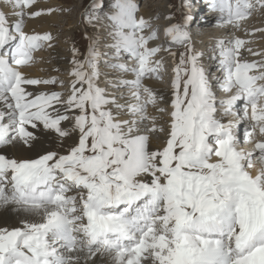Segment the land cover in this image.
<instances>
[{
    "label": "snow or ice",
    "instance_id": "snow-or-ice-1",
    "mask_svg": "<svg viewBox=\"0 0 264 264\" xmlns=\"http://www.w3.org/2000/svg\"><path fill=\"white\" fill-rule=\"evenodd\" d=\"M0 5V264H264V167H256L264 162V53L219 40L214 76L192 44L195 0H182L179 21L167 18V48L150 46L159 28L135 0H112L107 11L92 0L86 22L104 34L107 51L100 36L89 38L83 60L73 48L64 98L34 92L56 80L23 71L54 39L26 31L27 22L58 9H38L37 0ZM208 6L218 24L239 30L264 0ZM163 51L174 61L167 107L147 84L163 78ZM102 63L113 89L130 96L99 86ZM41 132L53 147L42 146ZM13 150L35 155L6 154Z\"/></svg>",
    "mask_w": 264,
    "mask_h": 264
},
{
    "label": "rangeland",
    "instance_id": "rangeland-1",
    "mask_svg": "<svg viewBox=\"0 0 264 264\" xmlns=\"http://www.w3.org/2000/svg\"><path fill=\"white\" fill-rule=\"evenodd\" d=\"M208 0H195V5L196 7L192 10L193 15L196 16L197 14L199 16H196L197 19L200 18L203 20H198L196 19V22L192 24L190 28L191 32V37H192V44L195 47L197 45V48H200L199 50L196 49L198 52H202L204 56L208 55L211 52H213L212 47L210 46V42H213L214 44H217L219 40H222L224 37V34L222 33L223 30H225L226 27L225 25H220L219 28H215V31L210 32L209 34H212L214 36L213 41H210L208 38L205 41H201L206 37L207 33L200 34V29L202 26V22L206 20L209 17V12H213L209 9V6L207 3ZM59 11L62 18V24L61 26L57 27L59 29H55L60 33V39L54 38L52 42V46L48 47L45 46L44 48L40 49L38 52L35 53L34 57V62L26 67L23 70H27L29 72H33L35 69L40 71V76L37 75L38 78L44 79V80H51L55 79L56 83L52 84V88H50V91H55L63 94L64 98H67L69 95L71 85L73 83V77L71 76V72L73 70V64H72V58L71 55L73 54V48L77 49L79 52L78 59L83 60L85 56L87 55L88 47L90 44V37L92 36H100V32H98L95 28H93L91 25L87 24L86 22V17H85V12L89 10V6L92 3V0H60L59 1ZM103 3L106 5L105 11H107V6L112 3V0H103ZM135 3L140 7V15H142L144 12L143 11H150L152 13L151 21L153 23V27H157L155 22L159 25L157 28H159V34L158 37L161 36L163 33L166 34V26L169 24L168 17L174 16L176 18V21H179L180 18L183 15V12L185 9H182V0H135ZM203 4V5H202ZM202 5V6H201ZM154 15V16H153ZM219 15V13H218ZM217 15V16H218ZM258 19L260 22L256 26H252L253 29H260V27L264 28V10L260 13L258 11ZM249 19V18H248ZM247 19V20H248ZM246 20V21H247ZM254 20V19H252ZM244 21V22H246ZM254 21H257L256 18ZM159 22V23H158ZM175 22V21H174ZM243 22V23H244ZM200 25V27H199ZM205 25V24H202ZM249 25V26H248ZM259 26V27H258ZM243 29L244 35H239L241 38H247V47L253 45L254 47V52H258L259 50L257 49V45L255 46L254 39L258 35V32L256 31H247L248 29L251 28V22L244 23L243 24ZM199 29V30H198ZM240 31V33L243 32ZM232 31V30H229ZM228 31V32H229ZM151 30H149V33ZM222 33V34H221ZM229 37L232 38L234 35L232 32L228 33ZM58 35V34H56ZM208 36V35H207ZM260 36H264L263 33H260ZM163 38V36L161 37ZM216 38V39H215ZM249 38V39H248ZM261 38V37H259ZM264 38V37H263ZM58 39V40H57ZM198 39V40H197ZM224 40V39H223ZM209 41V42H208ZM107 40L103 41V38L101 37V51L106 52L107 49H105L104 45L107 43ZM163 44L164 42H167V45H169L168 41H162ZM159 42V39L156 41L150 42V46H162L161 43ZM252 42V43H251ZM157 44V45H154ZM199 44V45H198ZM213 44V45H214ZM212 45V46H213ZM61 47L62 51L65 53V57H61L59 59L61 62L65 61L67 62L69 59V63H61L62 65L58 64L57 61L53 60L54 57L51 56V52H53L56 47ZM204 46V47H203ZM246 47V48H247ZM256 48V49H255ZM70 51V52H69ZM173 51L177 52V58L179 56V53L183 51L181 47L175 46L173 47ZM208 53V54H207ZM264 53V51H262ZM163 52H161L156 59H161L164 62V70H167L163 72L162 74V79H151L155 84L159 85L164 91H167L168 89L171 88L172 80H173V69H174V61L172 56L169 54L168 51H166V55H162ZM69 56V57H68ZM73 56V55H72ZM211 56H209L210 58ZM68 58V60H67ZM131 63H128L129 67L133 66L134 61L129 60ZM127 62V61H125ZM215 60L208 59L207 61L204 62L205 66L209 64L211 66V71L214 73V76H218L219 72L215 71L216 65H215ZM60 65V66H59ZM50 66V67H49ZM64 67V68H63ZM48 68H51L50 71H48ZM108 69V70H107ZM33 70V71H32ZM111 70V71H110ZM101 71L104 72L107 75H113V70L107 67L106 64L101 65ZM216 73V75H215ZM35 75V74H34ZM112 79H106L103 82H100V87L107 89V91L117 97L120 96H125L128 97L130 96V91L125 89L122 91H116L113 89L112 84H111ZM217 92V95H223L225 93L220 92L218 89H214ZM226 95V94H225ZM120 102H124L121 100ZM149 112L152 113L151 115L156 116V114H159L156 109L154 108H149ZM164 117L167 118V112L163 114ZM155 139V138H154ZM240 147L245 150V151H250L252 149V145L249 143H242ZM259 164V163H258ZM262 165V166H261ZM261 167H264V163H260Z\"/></svg>",
    "mask_w": 264,
    "mask_h": 264
},
{
    "label": "bare ground",
    "instance_id": "bare-ground-1",
    "mask_svg": "<svg viewBox=\"0 0 264 264\" xmlns=\"http://www.w3.org/2000/svg\"><path fill=\"white\" fill-rule=\"evenodd\" d=\"M60 0H37V8L38 9H48V8H53V9H58V11H54V12H52V14L51 15H44V16H41V17H38V18H36V19H34V20H29L28 22H27V24H26V31H28V32H35V33H40V34H43V33H51L52 34V36L54 37V38H58V39H60V33H58V31L57 30H55V29H59V28H57V27H59V26H61L60 24H62V18H61V16H63L62 14H60V11H59V4H60V2H59ZM206 4H208V1H207V3ZM203 5V4H202ZM201 5V6H202ZM0 7H2V5H0ZM260 13L262 12V10H258ZM258 11H255L253 14H252V16L246 21V22H244V23H248V22H251V28L250 29H248L247 31H249V30H251V31H256V32H258V35L255 37V39L253 40L254 41V43L253 44H255V46L257 45V49L259 50L258 52H261L262 53V51H264V36L262 37V36H260V33H263L264 34V31H261L262 29H264L263 27H260V29L258 30V29H253L252 28V26L254 27V26H256V28H257V24H258V22H260L259 21V19H258V17H256V16H258L257 14H258ZM144 13L142 14V16H144L145 18H148V19H151V17H152V13H150V11H143ZM209 17L206 19V20H204L203 22H202V24H205V25H202V24H200L201 26H202V28H199L200 29V34H204V33H207V35H206V37H204V39H202L201 41H204V40H206L207 38L210 40V41H213V39L212 38H214V36L212 35V34H209L210 32H212V31H215V28H219V26H220V24H218V18H219V15H218V13L217 12H209ZM218 15V16H217ZM154 16V15H153ZM196 16H199L198 14L196 15ZM195 16V17H196ZM201 16L202 15H200V18L199 19H197V21L198 20H203V19H201ZM63 17H65V16H63ZM197 18V17H196ZM255 18H256V20L257 21H254L255 20ZM252 19H254V20H252ZM262 19H264L263 17H262ZM159 23V22H158ZM243 23V24H244ZM155 24H156V26L158 27L159 25L155 22ZM200 25H199V27H200ZM249 26V25H248ZM156 27V28H157ZM259 27V26H258ZM155 28V27H154ZM198 29V30H199ZM242 29H243V27H241L239 30H237V29H234V28H232L231 26H229V27H226L225 28V30H223L222 31V33L224 34V37H223V39L224 40H230V39H235V38H239V39H242V40H245L246 41V47H247V38H244L243 39V37L241 38L239 35L241 34V35H244V29H243V32L242 33H240V31H242ZM59 30H61V29H59ZM229 30H232V31H229ZM229 31V32H228ZM233 33L234 35H232L233 37L232 38H230L229 37V34L228 33ZM221 33V34H222ZM56 34H58V35H56ZM100 34H101V37L103 38V41L104 40H106L105 38H104V34L103 33H101L100 32ZM163 36V38H161ZM165 37H166V34L165 33H163L161 36H159L158 37V39L161 41V40H163V39H165ZM259 37H261V38H259ZM57 39V40H58ZM168 39V38H167ZM216 39V38H215ZM249 39V38H248ZM198 40V39H197ZM53 42V41H52ZM209 42V41H208ZM169 43V42H168ZM252 43V42H251ZM204 44H205V41H204ZM210 46L212 47V49L215 47V45L216 44H214L213 42H210ZM214 44V45H213ZM154 45H157V44H154ZM161 45L164 47V48H167L169 45H167V42H164V44H163V42L161 43ZM199 45V44H198ZM213 45V46H212ZM158 46H160V45H158ZM155 47V46H154ZM204 47V46H203ZM175 48V47H174ZM195 48L196 49H200V48H197V45L195 46ZM248 48V47H247ZM249 48H251L252 50H254V47H253V45H251V46H249ZM106 49V48H105ZM256 49V48H255ZM242 51H245V50H242ZM70 52V51H69ZM254 52V51H253ZM208 54V53H207ZM67 55V54H66ZM65 55V53L62 51V49H61V47L59 46L58 48L56 47V49L53 51V52H51V56L52 57H54V59L53 60H55V61H57V63L58 64H60V65H62L61 63H69L70 61V59L68 60V58H67V62H65V61H63V62H61L59 59H61V57H65L66 56ZM73 55V54H72ZM71 55V57H69V58H72L73 59V56ZM159 55V54H158ZM163 56H165L166 55V51H163V54H162ZM213 55V52H211V49H210V53L208 54V55H206V56H204V62H206L207 61V58L209 59V56H212ZM245 55L247 56V58L250 60V61H254V60H260L262 57L261 56H256V55H251V54H248L246 51H245ZM126 63H131L129 60L126 62ZM59 65V66H60ZM215 65H216V62H215ZM63 66V65H62ZM50 67V66H49ZM64 68V67H63ZM206 68L210 71V72H212L211 71V66H209V64L206 66ZM51 70V68H48V71H50ZM108 70V69H107ZM24 71V73H25V75L26 76H28L29 78H35V79H40V78H38L37 77V75L38 76H40V71L37 69H35L33 72H29V71H27V70H23ZM111 71V70H110ZM164 71H166L167 72V70H162V74H163V72ZM216 71V70H215ZM102 73H104V72H102ZM35 74V75H34ZM105 74V73H104ZM113 74V73H112ZM214 74V73H213ZM215 75H216V73H215ZM219 75H220V73H219ZM218 75V76H219ZM112 77H113V75H107V74H105V75H103L102 77H101V82H103V81H105L106 79H112ZM147 84H148V86H150V87H152L154 90H156V92H157V94L158 95H160V96H163L164 97V102L160 105V106H162V107H167V105H168V102L170 101V99H171V88L170 89H168L167 91H164L159 85H157V84H155V82H153L152 80H149V81H147ZM30 88H31V90H33L34 92H39V91H50V88H52V84H49V85H40V86H30ZM224 96H225V94H224ZM223 96V97H224ZM122 103V102H121ZM150 113V112H149ZM150 114H152V113H150ZM156 116H157V118H158V120L162 123L163 122V120H166L167 118L166 117H161L160 116V114H156ZM39 135H40V143L42 144V146L43 147H53L54 146V143H53V141L51 140V138L50 137H48L47 136V134L46 133H39ZM237 135L239 136V135H241V133L238 131L237 132ZM159 143V141L158 140H156V139H153V147H155L157 144ZM0 151H4L3 149H0ZM61 151H63L62 149H61ZM6 154H8V155H16L18 158H22V157H27V156H34L35 154L34 153H23V154H20V153H16L14 150L13 151H10V152H7ZM259 163V164H258ZM260 163L262 164V163H264V162H261V161H259V160H256V167L257 168H260L261 166H258V165H260ZM0 223H2V222H0ZM8 223L9 224H13L14 225V221L13 220H9L8 221Z\"/></svg>",
    "mask_w": 264,
    "mask_h": 264
}]
</instances>
